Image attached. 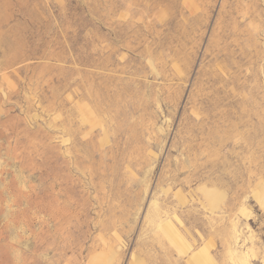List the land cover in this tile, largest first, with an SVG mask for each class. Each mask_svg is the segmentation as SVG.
I'll list each match as a JSON object with an SVG mask.
<instances>
[{
  "label": "rangeland",
  "instance_id": "374dc122",
  "mask_svg": "<svg viewBox=\"0 0 264 264\" xmlns=\"http://www.w3.org/2000/svg\"><path fill=\"white\" fill-rule=\"evenodd\" d=\"M264 264V0H0V264Z\"/></svg>",
  "mask_w": 264,
  "mask_h": 264
},
{
  "label": "bare ground",
  "instance_id": "6f19581e",
  "mask_svg": "<svg viewBox=\"0 0 264 264\" xmlns=\"http://www.w3.org/2000/svg\"><path fill=\"white\" fill-rule=\"evenodd\" d=\"M194 264V263H193Z\"/></svg>",
  "mask_w": 264,
  "mask_h": 264
}]
</instances>
